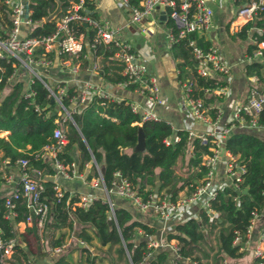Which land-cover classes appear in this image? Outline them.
<instances>
[{
	"label": "trees",
	"instance_id": "16d2710c",
	"mask_svg": "<svg viewBox=\"0 0 264 264\" xmlns=\"http://www.w3.org/2000/svg\"><path fill=\"white\" fill-rule=\"evenodd\" d=\"M78 1L28 0V17L32 25L26 35L52 32L57 19ZM247 1L232 0L237 8ZM138 2L127 0L129 5H138ZM82 4L91 16H95L93 0H82ZM10 26L9 8L0 0V39L6 38ZM74 27L92 42L91 29L81 23H74ZM251 28V41L246 44L245 55H251L257 42H264V2L253 18L246 20L232 36L245 38ZM188 39H192L202 49L209 46L196 31L185 33L171 44L177 80H187L190 95L199 96L207 107L208 116L214 119L216 108L209 102L214 98L220 100L222 96L212 94V99L211 96H205L203 89L212 91L216 86H222L224 81L196 73ZM92 48L103 60L102 73L106 79L121 81L122 63L111 57L116 49L113 42H95ZM40 51L43 55L39 54ZM54 54V50L44 52L38 49L39 57L51 58ZM57 56H67L73 60V56L66 52H60ZM16 64L17 61L8 54L0 57V93ZM109 68H112V75L106 74ZM244 73L252 75L255 78L254 86L264 93V46L259 57L246 61ZM28 87L31 94L24 96L22 81L16 80L0 96V131L7 130L5 135L0 136V159L6 160L8 165H14L17 158L27 157L29 164L40 169L43 184L41 199L47 203V212L42 222L47 245L52 249L62 247L71 231L83 243V246L75 244L55 253L52 264H104L103 256L90 250L93 246L97 249L106 247L110 257L108 264H223V258L237 257L245 251V228L252 212L259 213L264 204V139L244 130L231 131L226 135L224 148L235 157L236 165L242 168L240 179L236 182L237 188L232 184L233 181L215 188L214 196L208 199V206L200 207L196 216H188L174 223L172 229L164 234L166 241L175 242L176 254L172 257L169 249L150 244L149 237L155 233L156 228L135 219L126 208L113 206L111 215L108 203L100 197L90 199L86 206H80L77 204V194L61 190L60 196H55L54 183L44 177L52 174L53 169L49 161L43 160L42 147L54 140L52 130L62 122L59 114L61 109H54L55 102L49 101V91L39 79L33 78ZM125 87L135 89L134 84H126ZM75 94L74 86L64 90L60 97L64 108L68 109ZM71 117L77 127L68 120L62 122L66 124V142L63 149L56 151L54 158L69 164L72 157L68 151L75 143L81 153L80 163L91 155L96 163L103 165L101 178L105 186L110 184L114 179L113 173L117 171L143 199L149 193L157 196L167 194L175 199L182 190L183 195L188 196L203 180L206 167L202 157L211 153L209 136L203 142L198 136L189 138L187 131L179 130L174 140L170 137V125L165 120L158 118L140 121L139 115L130 110L128 100H113L98 94L91 95L82 105L76 106ZM256 120L264 123V99ZM139 127L144 136V148L141 151L133 149ZM164 138L170 139L167 144ZM188 144L191 149L185 174H176L175 162L184 155ZM124 148H129V151H124ZM155 174L158 176V185L153 191ZM3 200L4 196L0 198L2 241L14 236L12 224L20 217L18 204L16 216L5 217ZM74 222L78 225L75 229ZM235 236H238V241H234ZM22 239L25 242L24 236ZM12 251L4 264H34L23 245L18 242ZM111 251L115 257L111 256ZM253 262L264 264V255L254 256Z\"/></svg>",
	"mask_w": 264,
	"mask_h": 264
},
{
	"label": "crops",
	"instance_id": "0c3cea01",
	"mask_svg": "<svg viewBox=\"0 0 264 264\" xmlns=\"http://www.w3.org/2000/svg\"><path fill=\"white\" fill-rule=\"evenodd\" d=\"M93 1L95 17L107 19L112 25L117 27V39L127 42L138 55H141L145 60L147 72L155 77L158 86V96L161 99V102L154 105V111L158 118L165 120L170 125L172 130L170 137L176 135V132L179 130L190 131L195 136L210 131L212 125L208 120L194 118L183 98L177 81L175 60L171 55L170 46L168 47L165 42L164 32L168 25V19L165 18L164 15L161 16L162 10L154 9L151 14L139 24H130L127 23L126 13L119 5L118 0ZM22 2L24 12H26L28 0H22ZM206 2L212 8V21L209 28L203 32H199V34L205 38L209 46H213L217 49L221 61L228 66V73L226 75L223 76L217 74L213 76L217 80L224 81V84L222 85L224 88L221 89L219 86H216L212 91L205 93V96H211L212 99V94H220L222 96V99L220 100L214 98L211 103L209 102L211 106L216 108L217 119L215 125L218 128L230 121L233 108L237 104L243 103L246 100L249 89L255 85V78L252 75L244 73V64L247 61L244 51L246 44L251 41L252 28L247 31L245 38L233 37L232 34L245 22L243 18L236 15L237 6L233 4L232 0H206ZM31 25L32 24H21V34H26ZM140 26L144 27L143 31H140ZM81 40L83 43V49L80 54L79 52L78 54L67 53L68 55L73 56V60L67 56H57L55 53L51 59L49 58L50 62L46 64H39L36 62L24 64L22 62H17L12 74L7 79L0 96L6 92L12 82L16 80L22 81L23 91H26L28 89L29 81L31 79L33 80V78H37L43 82L48 91L50 89L54 93L57 91L59 92V90L64 92L69 86L75 87L77 95L72 98L68 109L65 108L70 115L76 106L79 107L89 98L86 97V99L81 102L78 100L79 91L85 82L89 83L92 87L90 94H94L97 91H103L111 98L126 99L128 101L144 104V97L134 89H129L119 84L118 81L113 82L106 79L105 75L102 73L103 60L101 59V56L96 54L92 47H89V40L85 35L81 36ZM38 49L42 50L43 48H35V58L38 56ZM41 52L42 51H40L39 54L43 55ZM45 52H50V50ZM38 58L41 57L38 56ZM106 74L112 75V68H109ZM49 94L50 97L53 98L52 101L55 102L54 109H61L59 113L61 121L68 120L77 127V123L73 121L72 117H66L64 120L62 119L64 116L62 106H60L59 102L50 92ZM50 113H53V110H50ZM62 122H60L58 127L65 135L66 124H63ZM239 130L252 132L258 137L264 139V128L232 127L230 131ZM6 133L7 130L0 131V136L5 135ZM224 139L225 137L220 138L219 156L213 164L214 175L212 177V183L216 187L227 184L231 180L223 160L224 157L227 158L228 156V152L224 148ZM65 142L66 137L65 141L60 144L56 150H52L45 146L42 147V158L43 160L49 161L53 169L52 174H46L44 177L55 183L59 189L67 191L70 194H77L78 196L91 195L94 197L96 196L95 198L100 197L106 200V194L101 181L102 172L100 170L103 165L101 163H96L91 155H89L88 159L83 160L82 163H80L81 153L75 143L71 145L68 151L69 155L72 157L70 163L72 164L74 173L69 177H63L56 173L54 167L55 153L60 148L63 149L62 146ZM84 144L86 148H88L85 142ZM26 147H28V145H26ZM190 149V145L188 144L184 155L177 158L174 165V172L176 174H185L187 168L186 162ZM124 151H129V148H124ZM16 160L14 165H8L6 160L0 159V198L8 194L17 184L19 165ZM155 184L158 185V179L155 180L152 188L153 191H155ZM182 196H184L183 190L178 192L176 198ZM108 198L111 202L112 208L113 206L126 208L131 212L135 219L155 227V233L149 237L150 242H153L155 246L158 243V247L169 249L171 256L174 255V251L171 248L174 240L166 241L164 234L172 229L175 222L188 216H196L197 210L202 206L204 207V196L201 195L196 200L181 206L177 211L172 213L168 219L161 220L151 210H140L136 208L133 202L126 197H120L113 193H109ZM18 205L20 217L13 222L12 229L14 236L20 245L24 236L26 243L23 247L34 264H36V260L40 261L42 259L51 260L53 263L55 253H58L59 251L61 252V249L65 250L75 244L83 246V243L76 239L74 231H71L62 247H55L52 249L47 245L45 229H43V226L38 223L36 217L31 216L29 221L24 219V216L27 214L24 201H20ZM263 223L264 204L259 211L258 216L253 221L249 242L246 245L243 244L245 252L251 255L249 262L246 264H254L253 249L258 244V237ZM73 227L75 229L78 225L74 222ZM251 244L253 245L252 254L250 251ZM10 254L6 259L10 258ZM72 255L73 258L76 257L74 251ZM233 258H223V264H245L240 262H229V260Z\"/></svg>",
	"mask_w": 264,
	"mask_h": 264
},
{
	"label": "built area",
	"instance_id": "2783aa9c",
	"mask_svg": "<svg viewBox=\"0 0 264 264\" xmlns=\"http://www.w3.org/2000/svg\"><path fill=\"white\" fill-rule=\"evenodd\" d=\"M3 2L9 8L11 26L6 38L0 39V57L6 53L12 56L17 62H22L24 64L32 62L46 64L50 62L51 58H35L34 50L36 47H42L44 52L54 50L56 54L60 52L76 54L83 48L81 40L83 34L80 31L78 32L77 27H74V23H81L93 31V39L92 42H89V47H93L95 42L105 43L109 41H112L116 47L111 57L122 63L121 73L123 79L118 81V83L123 86L126 84H134V90L140 93L145 100L144 104L128 101L130 110L139 115L140 121L158 119L154 111V105L160 103L161 99L158 96L156 79L147 72L144 58L138 55L127 42L117 39L118 28L112 25L109 20L91 16L88 10L83 7L82 0H79L71 5L70 10L57 19L55 29L52 32L45 35L27 36L26 34H21L20 26L21 24H31L28 17V3L27 11L24 12L22 0H3ZM118 2L126 13L127 23L130 24H139L142 20L147 18L154 9H161V13L164 17L170 21L164 32L165 42L168 47L187 32H203L207 30L212 21V8L208 5L206 0H139L138 5H129L127 0H118ZM263 2L264 0H248L237 8L236 15L243 18L245 21L252 19L256 10L261 8ZM143 30L144 27L140 26V31ZM187 42L191 49L194 60L193 64L197 74L214 78V75L221 74L224 76L228 73V66L221 61L215 47L208 46L206 49H202L195 45L192 39H188ZM263 46V41L257 42V47L253 50L251 55H245L246 60L249 61L259 57ZM30 81H32V79ZM177 81L191 115L197 119L208 120L212 125L210 131L198 135L203 142L209 136L211 142L209 146L211 153L205 154L202 157V163L206 167L203 180L188 196L171 199L167 194L157 196L154 193H149L146 198L143 199L136 193L135 188L130 182L115 171L113 173L114 179L111 180L108 186H105L101 180L106 194L105 201L109 205L111 215L112 206L108 198L109 193L130 199L136 208L140 210H151L161 220L168 219L171 214L177 211L181 206L196 200L201 195L204 196V206H208V199L214 196V190L217 188L212 183V177L214 175L213 164L219 156L220 138L226 137V135L231 132L230 130L232 127L264 128V123H258L256 120L257 112L260 110L264 99L263 90L260 88H256L255 86L251 87L248 91L246 100L233 108L230 121L217 128L215 125L217 112L214 119H211L207 114V107L203 105L201 98L199 96L190 95V88L187 84V80ZM219 88L223 89L224 86H219ZM91 90V85L85 82L79 91L78 100L81 102L85 100L86 97L88 98L93 95L90 94ZM49 92L59 102L60 106H62L60 96L63 91L59 90V92L57 91L54 93L49 89ZM203 92L205 94L208 91L204 88ZM96 93L113 100H120L111 98L103 91H97ZM30 94L31 91L28 87L24 92V96H29ZM62 110L64 111L63 120L66 119V117L71 118L70 113L67 112L63 106ZM192 136L195 135L187 131V137L190 138ZM52 137L54 140L44 146L56 150V148L65 141V135L59 127H55L52 130ZM171 138L175 140L177 139V135ZM169 140V138L163 139L166 144ZM234 158V156L228 153L227 158L224 157L223 160L227 167V172L231 177L230 182L233 181L232 184L237 188L236 182L240 179L239 172L242 168L236 165ZM16 161L19 165L18 181L12 190L4 196V216L8 218L15 217L17 214V204L23 200L27 211L24 219L29 221L31 216H34L42 226L47 212V203L41 199V191L43 190L42 173L39 168L29 164L27 157H19ZM54 167L56 173L63 177H69L74 173L71 163L63 164L54 159ZM53 188L55 189V196H60L61 189H59L55 183L53 184ZM95 197L91 195H80L78 196L77 204L86 206L89 200ZM257 216V212H252L249 223L245 228L246 239L243 242L245 245L249 242L252 224ZM234 241H238V236L234 237ZM15 243H17L15 236H10L3 241L0 240L1 264L5 263V259L12 252ZM150 244L155 245L153 242H150ZM21 245H25V242L21 241ZM171 248L175 255V242L172 243ZM253 255H264V223L258 237V244L253 249Z\"/></svg>",
	"mask_w": 264,
	"mask_h": 264
},
{
	"label": "rangeland",
	"instance_id": "374dc122",
	"mask_svg": "<svg viewBox=\"0 0 264 264\" xmlns=\"http://www.w3.org/2000/svg\"><path fill=\"white\" fill-rule=\"evenodd\" d=\"M157 240H158V238H157ZM212 243H213V241H212ZM156 246H158V243L156 244ZM252 248H253V245L251 244V250H250L251 254H252ZM90 250H92V252H97L98 254L103 256V263L104 264H108V260H109L110 257L108 256V254L106 252V247L105 246L100 247L98 249H97L96 246H93V247H91ZM111 256L115 257V254L113 253V251H111ZM250 258H251V255H249L247 252L244 251L239 256L234 257L233 259L229 260V262H236V263L240 262V263H245L246 264L247 262H249Z\"/></svg>",
	"mask_w": 264,
	"mask_h": 264
},
{
	"label": "water",
	"instance_id": "95a60500",
	"mask_svg": "<svg viewBox=\"0 0 264 264\" xmlns=\"http://www.w3.org/2000/svg\"><path fill=\"white\" fill-rule=\"evenodd\" d=\"M161 16H163V14L161 15ZM52 97H50L49 98V101H52ZM143 132H142V130H141V128L139 127L138 128V131H137V140H136V142H135V144H134V146H133V149L134 150H143V148H144V139H143ZM100 170H101V172H103V167L101 166V168H100ZM50 178H51V176H50ZM158 179V176L157 175H155V180H157ZM156 186H157V184H155V187H154V189L156 190ZM110 220H108V222H109ZM122 247H124L123 245H122ZM36 262V264H52V261L51 260H48V259H42V260H40V261H35Z\"/></svg>",
	"mask_w": 264,
	"mask_h": 264
}]
</instances>
